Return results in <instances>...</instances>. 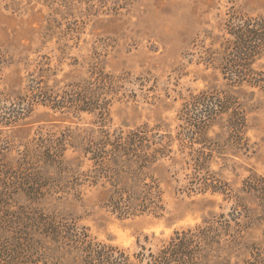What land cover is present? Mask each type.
Returning <instances> with one entry per match:
<instances>
[{
	"label": "rangeland",
	"instance_id": "1",
	"mask_svg": "<svg viewBox=\"0 0 264 264\" xmlns=\"http://www.w3.org/2000/svg\"><path fill=\"white\" fill-rule=\"evenodd\" d=\"M235 16H264V0H0V220L72 219L95 241L125 249L130 264H145L136 255L157 251L175 231L219 220L216 264H264L261 201L244 187L251 175L264 177V81L223 78ZM252 69L264 78V52ZM214 89L231 97L245 126L216 122L198 137L199 116L184 115V105ZM143 126L172 137L177 158L190 151L178 155L179 139L210 154L201 177L217 189H199L189 170L163 161L150 172L163 211L113 212L88 177L83 148L103 131ZM33 240L21 264H78Z\"/></svg>",
	"mask_w": 264,
	"mask_h": 264
},
{
	"label": "trees",
	"instance_id": "2",
	"mask_svg": "<svg viewBox=\"0 0 264 264\" xmlns=\"http://www.w3.org/2000/svg\"><path fill=\"white\" fill-rule=\"evenodd\" d=\"M234 18L237 22L228 25L232 39L224 43L223 78L231 85L246 82L261 87L264 78L252 69V64L264 52V16L246 20L237 16ZM211 61L214 59L211 58ZM83 107L81 109H87ZM191 111L199 116L195 131L198 137L216 122H223V127L230 131L238 129V126L240 130V121L241 129L245 126V120L240 118L231 97L215 89L192 96L191 101L184 105L183 114L187 116ZM61 141L58 146H52L56 148L51 159L54 163L60 151L64 150ZM189 141L194 142V139ZM172 143L169 135L151 133L146 126L115 134L103 131L98 140H88L83 148L91 162L88 177L94 184L101 183L108 207L113 212L119 216H133L163 211L162 192L150 174L155 164L163 161H168L172 168L180 165V170H189L190 182L199 181V189H217L214 180L201 177L210 154L204 149L193 150L179 139L178 155L184 153L185 148L190 151L177 158L173 154ZM1 168L5 170L7 166L4 164ZM5 181L4 191L9 187ZM244 187L247 193L261 201L263 217L260 214L259 218L264 220V177L251 175L244 181ZM187 189L194 191L193 188ZM39 216L31 218L29 223L21 217L6 216L0 220V264H21L33 239L41 244L51 242L57 248L73 253L78 264H130V255L125 249L95 241L76 221L58 218L55 214ZM24 224H29V227L24 229ZM218 224L219 220H212L204 225L175 231L157 251L148 249L146 254L139 252L136 258L145 264H216L214 246L218 243ZM142 250L146 249L142 247ZM219 264L223 263L219 261Z\"/></svg>",
	"mask_w": 264,
	"mask_h": 264
}]
</instances>
